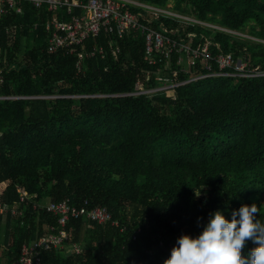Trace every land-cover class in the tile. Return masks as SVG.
<instances>
[{"label":"trees","instance_id":"1","mask_svg":"<svg viewBox=\"0 0 264 264\" xmlns=\"http://www.w3.org/2000/svg\"><path fill=\"white\" fill-rule=\"evenodd\" d=\"M138 1L248 29L257 41L163 15L149 24L182 42L192 32L193 46L210 42L211 57L231 53L264 69V0ZM69 19L64 7L28 2L0 14V94L35 97L0 101V264L49 228L67 238L39 264H162L176 236L197 234L210 210L227 218L254 202L264 219V76H205L136 94L160 86L155 74L176 70L185 81L207 70L200 59L177 65L176 53L149 65L139 31H100L71 52H48L46 22ZM61 201L105 208L115 224L61 227L39 207Z\"/></svg>","mask_w":264,"mask_h":264},{"label":"built area","instance_id":"2","mask_svg":"<svg viewBox=\"0 0 264 264\" xmlns=\"http://www.w3.org/2000/svg\"><path fill=\"white\" fill-rule=\"evenodd\" d=\"M28 2L34 7L43 4L49 11H54L64 7L66 13H70L69 21H47L45 29L48 32L46 40L47 50L50 53L59 49L72 48L81 44L90 36L97 35L100 31L107 32L117 38H121L125 33L139 31L144 37V53L149 65L156 63V57L168 59L172 53H176V64L183 62L187 67L194 64L196 59H200L207 72L203 75L195 76L185 81L177 79V71L173 70L171 76L155 74L154 79L160 86L146 91H136L134 93H147L156 90H164L182 85L192 79L205 76H233V77H261L264 76V69L250 67L248 62L241 57H234L231 53H218L211 57L209 53L210 42L204 40L195 46L191 43L192 32L187 33L186 42L178 41L171 36H166L163 32L151 27L149 24L156 21L157 15H163L180 20L189 25L198 24L208 28L239 35V32L222 28L213 24L196 20L190 16L177 12L161 9L138 0H0V14L6 10L15 13L21 12V3ZM74 8H79L81 13L72 14ZM173 33V31H171ZM264 42V41H262ZM82 55H79L81 58ZM213 59L216 70H213L208 62ZM7 64L5 60H0V84L3 81V73ZM185 71V69H180ZM33 96H6L0 94V101L11 99H30ZM40 208L58 216V224L63 227L69 219L84 218L88 221L103 224L111 222L109 212L102 207L72 206L66 201L58 203H47L39 205ZM50 232L39 237L29 244H23L18 259L12 264H39L40 254L50 248L61 247L63 240L67 238V233L61 229L58 233ZM77 252L78 248L73 245Z\"/></svg>","mask_w":264,"mask_h":264},{"label":"clouds","instance_id":"3","mask_svg":"<svg viewBox=\"0 0 264 264\" xmlns=\"http://www.w3.org/2000/svg\"><path fill=\"white\" fill-rule=\"evenodd\" d=\"M258 213L254 202L241 203L227 218L220 208L210 210L197 234L176 236L162 264H264V219ZM247 241L253 246L242 255Z\"/></svg>","mask_w":264,"mask_h":264},{"label":"rangeland","instance_id":"4","mask_svg":"<svg viewBox=\"0 0 264 264\" xmlns=\"http://www.w3.org/2000/svg\"><path fill=\"white\" fill-rule=\"evenodd\" d=\"M241 32H242V33H239L238 36L245 37V38H249V39H251V40H255V41H257V39H255L254 37H252V36L249 34L250 32H248V29L241 30Z\"/></svg>","mask_w":264,"mask_h":264}]
</instances>
